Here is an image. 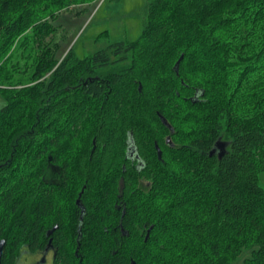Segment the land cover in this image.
<instances>
[{"label":"trees","instance_id":"16d2710c","mask_svg":"<svg viewBox=\"0 0 264 264\" xmlns=\"http://www.w3.org/2000/svg\"><path fill=\"white\" fill-rule=\"evenodd\" d=\"M97 1L0 0L2 264H264V0H146L137 40L57 59Z\"/></svg>","mask_w":264,"mask_h":264},{"label":"rangeland","instance_id":"374dc122","mask_svg":"<svg viewBox=\"0 0 264 264\" xmlns=\"http://www.w3.org/2000/svg\"><path fill=\"white\" fill-rule=\"evenodd\" d=\"M146 0H98L89 9L73 7L60 14L58 21L63 29L58 30L55 43L57 59L71 49L79 59L105 50L118 42H132L138 39L143 27V13ZM79 10H83L77 14ZM6 104L0 92V108ZM264 188V172L260 175ZM31 258L23 251L17 264H30Z\"/></svg>","mask_w":264,"mask_h":264},{"label":"flooded vegetation","instance_id":"af4514ba","mask_svg":"<svg viewBox=\"0 0 264 264\" xmlns=\"http://www.w3.org/2000/svg\"><path fill=\"white\" fill-rule=\"evenodd\" d=\"M131 157H133V154H131ZM136 159L138 160V158L136 157L132 161V163H135V165L137 167L141 166L140 162H135ZM49 232H52V231H49ZM48 233H47V237L49 238V237H51V235L53 233H51L49 236H48ZM50 241H51V244H50ZM24 250H25V252H26V254L28 256H30L31 258H35L36 259V260H33L30 264H55V262L57 260V248L53 244V239L52 238L49 239L48 243L44 246V248L38 250L37 252H32L30 247H27ZM78 252H77V249H76L75 250V254L78 255Z\"/></svg>","mask_w":264,"mask_h":264},{"label":"water","instance_id":"95a60500","mask_svg":"<svg viewBox=\"0 0 264 264\" xmlns=\"http://www.w3.org/2000/svg\"><path fill=\"white\" fill-rule=\"evenodd\" d=\"M178 65H179V63H178ZM177 70H178V69H177ZM161 119H162V121H163L166 125H168V123H167V121H166V119H165L164 117H161ZM226 147H227V143H222V142H218V143H216V146H215V148L213 149V151L211 152V155H213V154H215V153H217V152H220V153H219V154H220V157H222V156L225 154ZM156 148H157V151H158L159 156H161V150L159 149V147H158L157 144H156ZM78 203H79V201H78ZM56 229H57V227H55L54 230H53L52 232H49V233H48V236H49L51 233H53ZM149 235H150V231H149L148 234H147V238H146V240H148ZM5 244H6L5 240H1V241H0V264H2V255H3L4 248H5ZM50 244H51V241H50ZM79 249H80V245H78L77 252L79 251Z\"/></svg>","mask_w":264,"mask_h":264}]
</instances>
